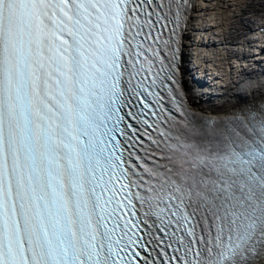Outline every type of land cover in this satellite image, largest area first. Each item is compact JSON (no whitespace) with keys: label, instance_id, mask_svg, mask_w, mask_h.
I'll return each mask as SVG.
<instances>
[{"label":"snow or ice","instance_id":"1","mask_svg":"<svg viewBox=\"0 0 264 264\" xmlns=\"http://www.w3.org/2000/svg\"><path fill=\"white\" fill-rule=\"evenodd\" d=\"M187 0H0V264H264V106L177 83Z\"/></svg>","mask_w":264,"mask_h":264},{"label":"bare ground","instance_id":"2","mask_svg":"<svg viewBox=\"0 0 264 264\" xmlns=\"http://www.w3.org/2000/svg\"><path fill=\"white\" fill-rule=\"evenodd\" d=\"M203 9V3L202 1H199L195 4V14H198V12H200L201 10ZM195 23V22H194ZM192 30H196V27L193 23H190L189 26H188V29L185 33V47L187 48L189 46V44L192 42V33L194 31ZM226 82H223V84H225ZM247 90V89H246ZM255 94H258V95H264V86H260V87H257L253 90V92L249 93L248 95H255ZM191 96L193 97V99H197L198 98V95L197 93L193 90L191 91ZM242 101V96L240 95H232V97L230 98H227V101L226 102H222L220 104H212L211 103V106L216 108V109H219V108H223L227 105H232L234 103H237V102H241Z\"/></svg>","mask_w":264,"mask_h":264},{"label":"rangeland","instance_id":"3","mask_svg":"<svg viewBox=\"0 0 264 264\" xmlns=\"http://www.w3.org/2000/svg\"><path fill=\"white\" fill-rule=\"evenodd\" d=\"M209 4H210V6H214V7L208 8L206 10L207 13H213L214 12V13L219 14L221 19H218V21H220V22L225 21L223 16H225L227 14L232 15V14L237 12V9L232 8L233 7L232 0H217L215 2L212 0L209 2ZM224 28H226V27L224 26ZM192 31H194V30H192ZM192 38H193V36H192ZM232 95H234V94H230V96L228 98L232 97Z\"/></svg>","mask_w":264,"mask_h":264}]
</instances>
